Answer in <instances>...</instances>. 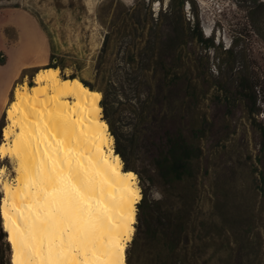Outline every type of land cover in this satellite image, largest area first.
<instances>
[{"label":"trees","instance_id":"trees-1","mask_svg":"<svg viewBox=\"0 0 264 264\" xmlns=\"http://www.w3.org/2000/svg\"><path fill=\"white\" fill-rule=\"evenodd\" d=\"M185 2L170 0L169 16L157 17L150 5L114 7L90 62L79 52H62L47 34L49 61L38 68H58L63 81L78 80L91 92L101 93L102 115L114 138V151L123 170L135 172L143 182L134 233L125 250L126 264H219L222 253L218 220L211 211L214 204L210 196H198L200 143L210 121L204 110L207 88L188 47L190 39L207 48L214 43L203 36L197 23L192 28L185 23ZM260 5L251 8V19L261 12ZM163 16L172 19L170 24L163 22ZM238 86L239 100L251 103L245 107L248 114L262 112L256 106V84L247 79ZM189 118L195 124L188 136L184 130ZM4 126L2 115L1 135ZM257 126L264 137V127ZM154 179L185 193L170 203L163 195L153 197L146 188ZM203 254L209 255L205 261ZM9 255L0 220V264H9Z\"/></svg>","mask_w":264,"mask_h":264},{"label":"rangeland","instance_id":"rangeland-1","mask_svg":"<svg viewBox=\"0 0 264 264\" xmlns=\"http://www.w3.org/2000/svg\"><path fill=\"white\" fill-rule=\"evenodd\" d=\"M259 2L261 12L251 19V8ZM133 5H150L155 17L170 12V0H0V90L23 68L27 74L18 81L34 85L31 74L49 61L47 34L62 52H79L90 62L112 9ZM182 13L190 28L197 23L214 43L207 48L190 39L188 47L207 88L204 110L210 122L200 143L198 196H210L214 204L222 237L219 264H264V137L257 126L264 127V0H186ZM162 20L167 25L172 19ZM247 79L256 84V106L262 110L255 116L245 109L251 103L239 100V82ZM189 120L188 136L195 124ZM0 165L13 178V162L0 159ZM136 176L142 195L143 182ZM147 187L168 203L185 193L157 179ZM208 257L203 254L204 261Z\"/></svg>","mask_w":264,"mask_h":264},{"label":"bare ground","instance_id":"bare-ground-1","mask_svg":"<svg viewBox=\"0 0 264 264\" xmlns=\"http://www.w3.org/2000/svg\"><path fill=\"white\" fill-rule=\"evenodd\" d=\"M60 70L13 90L0 159L1 225L12 264H126L141 198L125 172L94 93ZM131 173V175H129Z\"/></svg>","mask_w":264,"mask_h":264},{"label":"crops","instance_id":"crops-1","mask_svg":"<svg viewBox=\"0 0 264 264\" xmlns=\"http://www.w3.org/2000/svg\"><path fill=\"white\" fill-rule=\"evenodd\" d=\"M7 24H9V23L7 22ZM7 27H9V26H7ZM24 71H25V69L23 68V70L21 71V73H20L19 76L18 75H15L13 77V79L11 81H9L4 86L3 90L2 91L0 90L1 91L0 92V118L2 117L3 114H5L6 108L9 106L10 102L12 101L11 100V98H12L11 97V92L14 89V84H16V86L21 85V83L18 80L23 76V72Z\"/></svg>","mask_w":264,"mask_h":264},{"label":"clouds","instance_id":"clouds-1","mask_svg":"<svg viewBox=\"0 0 264 264\" xmlns=\"http://www.w3.org/2000/svg\"><path fill=\"white\" fill-rule=\"evenodd\" d=\"M127 3H131V0H126Z\"/></svg>","mask_w":264,"mask_h":264},{"label":"snow or ice","instance_id":"snow-or-ice-1","mask_svg":"<svg viewBox=\"0 0 264 264\" xmlns=\"http://www.w3.org/2000/svg\"><path fill=\"white\" fill-rule=\"evenodd\" d=\"M129 175H131V173H129Z\"/></svg>","mask_w":264,"mask_h":264}]
</instances>
